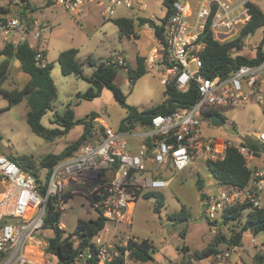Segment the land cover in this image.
Instances as JSON below:
<instances>
[{"label": "built area", "instance_id": "obj_1", "mask_svg": "<svg viewBox=\"0 0 264 264\" xmlns=\"http://www.w3.org/2000/svg\"><path fill=\"white\" fill-rule=\"evenodd\" d=\"M159 1V0H154ZM0 12V34L5 44L14 47L27 43L33 47L39 30L33 22L26 25L22 10L25 0H3ZM53 3L74 19L82 22L87 11L98 8L101 17L111 19L115 8L131 9L146 4L134 0H53ZM246 0H174L172 14L163 24L161 38L153 37V44L144 57L145 70L161 74L160 84H173L184 92L193 88L195 102L189 106L176 105L167 114H154L145 125L130 127L126 132L115 131L98 116L89 120L91 138L80 143L71 154L47 169L44 182L33 172H24L0 154V264H61L46 253L40 240L45 228V214L50 200L64 203L63 195L81 193L93 202L91 208L104 219L101 230L80 248L71 264H110L114 260H129L128 243L139 239L123 236L120 225H131L134 193L157 192L167 188L173 174L191 164L222 161L228 148L236 150L252 169L245 187L218 186L205 194L204 216L209 222L221 221L224 212L235 207L264 208V131L242 135L233 122L227 121L217 108L223 106L255 105L261 112L264 125V40L245 53V46L228 51L231 59H246L224 70L212 71L203 63L206 43L202 40L206 29L218 43L233 41L249 23ZM156 25L160 20L153 16ZM43 47L38 48V65H45ZM241 53V54H240ZM105 64L123 66L120 59ZM126 70V69H125ZM104 113V111H102ZM216 115L221 124H210ZM206 127L224 130L215 136ZM128 139H137L136 148ZM41 168H35L38 170ZM170 175V176H169ZM131 205V206H130ZM214 225V226H215ZM213 226V227H214ZM61 228V227H59ZM36 249V252H34ZM237 247L209 254L200 264H231ZM38 254V255H37ZM40 259L36 260L35 257Z\"/></svg>", "mask_w": 264, "mask_h": 264}, {"label": "rangeland", "instance_id": "obj_2", "mask_svg": "<svg viewBox=\"0 0 264 264\" xmlns=\"http://www.w3.org/2000/svg\"><path fill=\"white\" fill-rule=\"evenodd\" d=\"M134 1L145 3L146 9L139 10L138 5H134L131 9L119 6L115 8L114 16L106 20L101 17L98 8L94 7L96 9L90 16L84 17L81 23L76 24L71 16L53 3V0H47L45 3L40 0H28V11L35 12V17L41 21L36 27L39 30L40 40L33 46L34 48L44 46L46 61L53 67L51 71L53 78H51L56 88V99L52 103L51 109L41 118L40 125L46 129H63L57 124L56 118L61 117L66 109L73 111L74 124L65 135L48 141L33 134L26 124L25 116L28 111L26 99L6 109L7 99L0 94L1 155L7 158H29L36 166L35 168H40V161L43 158L49 155H60L79 139L84 132L85 123L90 120L92 114L97 115L115 131L119 130L122 124H126L129 120L128 109L119 105L108 89L103 88L96 98H83L91 84L79 76H63L56 60L61 51L69 48L77 49V61L82 64L84 77H90L94 71V67L86 62L87 57L105 62L114 60L111 56L120 53L125 60L123 66L134 68L136 52L146 42L150 44V39L141 32L138 39L132 36L126 37L120 33L119 28L112 21L118 18H131L135 21L137 32H139L143 28L139 19H148L153 16L156 20H160L165 13L161 0ZM189 1L195 2V0ZM246 1L256 4L264 14V0ZM0 4H4L3 0H0ZM262 36L263 29L260 28L253 35L242 38L240 44L247 49L242 48L241 53L253 50L261 41ZM29 40L33 43L31 36H29ZM4 45L5 41L0 34V50ZM124 67L117 65L114 84L125 96L127 107L134 108L137 112H147L165 100L164 86L159 82L162 77L160 73L146 71L143 76L129 86ZM23 79L27 80L28 76L20 71L18 61L11 60L10 73L6 76L2 87L8 90L20 89L24 85ZM217 110L227 121L233 122L238 132L244 136L253 131H264L261 112L255 105L223 106ZM136 124L134 127L138 126ZM205 131L220 137L224 134L223 128L206 127ZM34 173L41 179V182L47 178L46 168L34 170ZM172 176V181L167 188L155 192L163 196V207L159 213L153 209L154 198L145 199L140 195L133 200L134 205L130 215L131 225H120L121 232L116 238L117 241H121L123 236L128 235L139 240H149L154 246V252L152 260L145 264H181L188 261L189 258L191 264H200L201 260H195L192 257L193 253L205 250L213 243L216 236L228 239L240 230L243 219L225 225L219 221L213 227L202 215L200 195L210 194L217 187L206 164H191L182 172ZM198 180L202 183L201 191L197 189ZM54 207L55 211L60 214L58 227H61L59 229L63 238L73 233L78 220L96 219L89 199L81 193L70 196L64 203L55 202ZM181 208L189 215V219L182 222L172 221L171 216L177 214ZM245 214L246 211H244L243 217ZM52 236V231L46 228L41 232L40 240L46 243L47 239ZM228 246L226 242H222L216 248L223 250ZM256 254L264 256V235L245 231L242 234L240 246L231 255V262L234 264L238 260L240 261L238 264H256L253 259ZM126 264L142 263H134L129 259Z\"/></svg>", "mask_w": 264, "mask_h": 264}, {"label": "trees", "instance_id": "obj_3", "mask_svg": "<svg viewBox=\"0 0 264 264\" xmlns=\"http://www.w3.org/2000/svg\"><path fill=\"white\" fill-rule=\"evenodd\" d=\"M28 3V0H25ZM165 13L162 19H160L161 25H156L149 19H139L141 25L147 24L154 32L157 38H161L163 30V24L171 16L172 2L174 0H161ZM249 14V23L241 30L240 36L229 42L218 43L211 37V33L206 29L202 40L206 43L205 53L202 55L203 63L209 66L212 71L224 70L229 67H234L243 62H249L243 58L231 59L228 55V51L233 47H240L242 38L253 35L256 30L263 29L264 40V14L262 11L252 2L246 3ZM7 8L0 7V12L7 11ZM33 11H28L27 6L22 10V16L29 29L34 22L32 17ZM114 25L119 28L122 35L127 37L134 34L133 20L126 18H118L112 21ZM38 47L34 48L27 43L20 44L16 47L5 44L0 50V94L7 99L6 109L18 104L23 99H26L28 111L25 116V121L31 132L36 136L42 137L48 141H52L62 135H65L73 126V111L66 109L61 117H57L58 125L63 129H46L40 125L41 118L45 113L51 109L52 103L56 99V88L51 78L52 64L45 63L43 67L38 65L36 55ZM77 49L69 48L61 51L57 57V64L60 69V73L63 76L75 75L85 79L91 84L86 93L83 95L85 99H93L99 96L103 88L108 89L114 100L121 106L126 107L129 111V120L126 124H122L119 131L126 132L130 127L136 125H145L150 122L151 116L154 114H167L170 113L176 105L189 106L195 102L196 92L193 88H189L184 92H180L175 89L173 84H168L164 87L163 95L165 100L153 109L147 112H137L134 108L127 107L125 105V96L120 89L114 84V78L117 73V65L105 64L103 61H96L91 57L86 58V62L94 67V71L90 77H84L82 75V64L77 61ZM44 55V52H43ZM19 62L20 71L28 76V81L20 89H4L2 87L3 82L6 80V76L9 72L11 60ZM136 65L134 68L129 66H119L126 69L127 79L129 86L137 79L146 73L144 58L136 57ZM97 115L92 114L90 119ZM130 124V127L127 126ZM92 124L85 123L83 134L79 139L68 146L60 155H49L40 161V168L49 169L54 166L59 160L69 156L77 146L85 140L91 138ZM15 165H17L24 172H33L35 169L34 163L26 157H8ZM207 168L213 176L218 186H235L238 188L245 187L249 182L252 174V169L248 168L245 164L243 157L234 149L228 148L225 152L224 159L217 162L207 163ZM198 191L202 190L201 181H197ZM147 198H154V211L159 213L163 207V196L160 193L147 192L142 193L136 191L134 197L139 196ZM64 201H67L70 197L67 194L63 196ZM202 202L205 199V195H200ZM90 203L93 201L88 198ZM55 199L50 200L47 205L45 214V228H49L52 231L53 236L46 241V253L53 257L57 262L61 264H71L80 248H83L87 243L101 230L104 225V219L97 217L95 220H78L75 224V228L72 234L63 238L62 232L59 229V212L55 211L54 207ZM245 209V207H235L230 211H226L221 216V224H227L230 222L242 221L243 225L238 232L231 235L228 239L222 236H216L213 243L205 248L201 252L193 253L195 260H201L209 254L219 251L229 250L232 247H239L242 240V234L245 231H250L253 234L262 233L264 235V208L261 209ZM246 214L243 217V213ZM172 221L182 222L189 219V215L181 208L180 211L171 216ZM209 222V221H208ZM219 223V224H220ZM211 226H214V222H209ZM75 239V240H72ZM226 242L229 246L223 250H218L216 247L219 243ZM76 245V246H75ZM129 259L134 263L145 264L152 260V253L154 252V246L147 239L139 240L137 243L129 242ZM256 264H264V256L256 254L253 257ZM90 264H95L93 259ZM110 264H126L122 259H117ZM181 264H191V259L182 262Z\"/></svg>", "mask_w": 264, "mask_h": 264}, {"label": "crops", "instance_id": "obj_4", "mask_svg": "<svg viewBox=\"0 0 264 264\" xmlns=\"http://www.w3.org/2000/svg\"><path fill=\"white\" fill-rule=\"evenodd\" d=\"M41 2H43V3H45L47 0H40ZM196 1V0H195ZM195 3V2H194ZM1 5V4H0ZM52 5H53V3H52ZM51 5V6H52ZM256 5V4H255ZM257 6V5H256ZM50 7V6H49ZM46 8H48V7H46ZM46 8H44V9H46ZM43 9V10H44ZM95 9L96 8H94V7H92V8H90L88 11H87V14L85 15V17H87V16H90L92 13H93V11H95ZM35 15H36V13L35 12H33L32 13V17H33V19H34V22L36 23V26H38V24H40L39 22H41L37 17H35ZM148 18V17H147ZM126 19H131V18H126ZM149 20H151V21H153L152 19H151V17L150 18H148ZM131 20H133V19H131ZM154 22V21H153ZM155 23V22H154ZM133 25H134V34L132 35V37L133 38H135V39H138L139 38V33L141 32V33H143L146 37H148V39H150V44H148L147 42H146V44L144 45H142L141 46V48H140V50L139 51H137L136 52V55H135V60H136V57L138 56V57H145L146 55H147V53H148V51H149V49L151 48V46H152V44H153V37H154V32H153V30L148 26L147 27V24H143L142 25V30H140L139 32H137V27H136V24H135V21L133 20ZM145 27V28H144ZM127 37V36H126ZM130 37V36H129ZM37 43V42H36ZM36 43L33 41V43L31 42V44L32 45H36ZM34 47V46H33ZM40 47H43V49H44V46H40ZM39 48V47H38ZM45 49H44V61H45V63H48L47 61H46V54H45ZM114 60L116 59H120V60H122L123 62H125V60H124V58L121 56V54L120 53H116V54H114L113 56H111ZM107 58H109V57H107ZM106 58V59H107ZM134 60V61H135ZM106 62V61H105ZM124 65H125V63H124ZM10 67H11V62H10ZM10 67H9V72H8V74L10 73ZM53 68V67H52ZM132 68V67H131ZM52 71V70H51ZM50 75H51V77L53 78V75L50 73ZM24 80V79H23ZM28 81V79L27 80H24V84L26 83ZM128 125V124H127ZM129 140V145L132 147V148H136L137 146H138V144H139V141L137 140V139H128ZM237 249H238V247H237ZM36 250V249H35ZM240 261H236V263H234V264H238ZM231 264H232V262H231Z\"/></svg>", "mask_w": 264, "mask_h": 264}, {"label": "water", "instance_id": "obj_5", "mask_svg": "<svg viewBox=\"0 0 264 264\" xmlns=\"http://www.w3.org/2000/svg\"><path fill=\"white\" fill-rule=\"evenodd\" d=\"M210 124L218 127L221 124V119L218 118L216 115H212L210 117ZM201 209H202V215H204L205 205H202Z\"/></svg>", "mask_w": 264, "mask_h": 264}, {"label": "bare ground", "instance_id": "obj_6", "mask_svg": "<svg viewBox=\"0 0 264 264\" xmlns=\"http://www.w3.org/2000/svg\"><path fill=\"white\" fill-rule=\"evenodd\" d=\"M46 245L45 244H41V246H39L40 248H43V247H45ZM34 252H36V250L34 249ZM38 255V254H37ZM36 255V257L34 258V259H36V260H39L40 259V257L39 256H37Z\"/></svg>", "mask_w": 264, "mask_h": 264}, {"label": "flooded vegetation", "instance_id": "obj_7", "mask_svg": "<svg viewBox=\"0 0 264 264\" xmlns=\"http://www.w3.org/2000/svg\"><path fill=\"white\" fill-rule=\"evenodd\" d=\"M203 203V202H202ZM202 205H204V204H202Z\"/></svg>", "mask_w": 264, "mask_h": 264}]
</instances>
